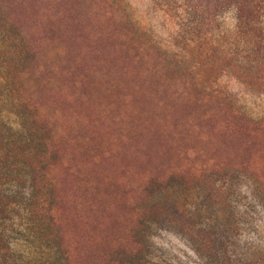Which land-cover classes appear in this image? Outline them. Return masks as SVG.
<instances>
[{
  "label": "rangeland",
  "instance_id": "1",
  "mask_svg": "<svg viewBox=\"0 0 264 264\" xmlns=\"http://www.w3.org/2000/svg\"><path fill=\"white\" fill-rule=\"evenodd\" d=\"M259 1L0 0V134L3 107L27 127L3 150L39 190L34 234L0 214V264H264Z\"/></svg>",
  "mask_w": 264,
  "mask_h": 264
},
{
  "label": "trees",
  "instance_id": "2",
  "mask_svg": "<svg viewBox=\"0 0 264 264\" xmlns=\"http://www.w3.org/2000/svg\"><path fill=\"white\" fill-rule=\"evenodd\" d=\"M237 5V13L239 20L252 19V16L257 12V6L259 5V0H228ZM261 4V2H260ZM260 6V5H259ZM8 81V82H7ZM5 90H8V93H12V88L9 82L8 75L4 77ZM23 116L22 112L12 111L9 108L3 107V134H0V214L5 213L9 207L15 206L19 210H22L23 221L21 226L18 228L22 231H27L28 233L34 234L35 228L37 226L36 211L37 205L39 202V190L36 188L37 184L35 178L32 176L28 162L21 158L17 153H14L10 150H3V145H7L12 141L11 134L18 133L21 130H27V127L23 124V120L20 122V130L16 132L15 128L12 125L10 119L20 118ZM8 120H6V119ZM25 156V155H24ZM18 171V175L15 174ZM21 171H24L25 178H22ZM10 200L9 203L3 202V199ZM11 204V205H9ZM200 212L199 207L193 204V202L185 201L184 208H177L176 213L180 215L187 216L188 219H194L196 215ZM178 214V215H179ZM191 222V220H189ZM151 223V222H150ZM1 226H5L3 221H0ZM180 227L186 234H191L195 239L198 237V233L191 228V224L188 226L176 222L174 226ZM197 225V224H196ZM200 227L199 230L203 229V224L197 225ZM190 227V228H189ZM3 233V232H1ZM4 234V233H3ZM4 238H8V245L16 242L20 237H16L15 240L9 239L8 236L4 235ZM193 240V243H197L196 240ZM13 241V242H12Z\"/></svg>",
  "mask_w": 264,
  "mask_h": 264
}]
</instances>
